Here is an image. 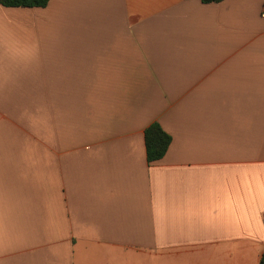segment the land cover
I'll list each match as a JSON object with an SVG mask.
<instances>
[{
    "label": "crops",
    "instance_id": "obj_1",
    "mask_svg": "<svg viewBox=\"0 0 264 264\" xmlns=\"http://www.w3.org/2000/svg\"><path fill=\"white\" fill-rule=\"evenodd\" d=\"M263 9L0 5V264H260Z\"/></svg>",
    "mask_w": 264,
    "mask_h": 264
},
{
    "label": "trees",
    "instance_id": "obj_2",
    "mask_svg": "<svg viewBox=\"0 0 264 264\" xmlns=\"http://www.w3.org/2000/svg\"><path fill=\"white\" fill-rule=\"evenodd\" d=\"M50 0H0L5 8H46ZM223 0H201L204 4L219 3ZM171 144L168 135L158 123L151 124L145 130L146 156L149 164L161 160L167 153ZM264 264V254L260 260Z\"/></svg>",
    "mask_w": 264,
    "mask_h": 264
},
{
    "label": "built area",
    "instance_id": "obj_3",
    "mask_svg": "<svg viewBox=\"0 0 264 264\" xmlns=\"http://www.w3.org/2000/svg\"><path fill=\"white\" fill-rule=\"evenodd\" d=\"M262 16L264 17V9H263V11H262Z\"/></svg>",
    "mask_w": 264,
    "mask_h": 264
}]
</instances>
